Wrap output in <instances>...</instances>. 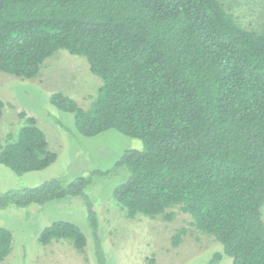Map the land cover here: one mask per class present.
<instances>
[{
  "label": "trees",
  "instance_id": "1",
  "mask_svg": "<svg viewBox=\"0 0 264 264\" xmlns=\"http://www.w3.org/2000/svg\"><path fill=\"white\" fill-rule=\"evenodd\" d=\"M66 50L85 57L102 81L88 110L62 92L50 104L74 115L86 138L107 131L142 140L109 171L69 185L59 179L0 194V211L81 198L98 264H107L100 217L87 193L96 178L126 173L113 196L129 219L168 222L178 208L191 226L223 247L208 260L264 264V25L242 28L220 0H0V72L38 78L46 60ZM5 104L0 101V120ZM15 142L1 145L0 163L17 175L56 162L36 119ZM128 174V176H127ZM187 228L172 238L178 247ZM67 241L84 253L79 226L56 221L40 233L49 246ZM13 234L0 228V264Z\"/></svg>",
  "mask_w": 264,
  "mask_h": 264
},
{
  "label": "rangeland",
  "instance_id": "2",
  "mask_svg": "<svg viewBox=\"0 0 264 264\" xmlns=\"http://www.w3.org/2000/svg\"><path fill=\"white\" fill-rule=\"evenodd\" d=\"M220 1L242 28L259 31L264 25V0ZM101 85V79L91 73L87 59L66 50L46 60L38 78L24 80L0 72V101L5 104L0 120L1 145L17 140L20 128L26 125V119L19 118L24 112L36 119L47 136L49 149L58 156L47 169L24 175H17L0 163V194L36 187L52 179L69 185L93 172L112 170L126 150H144L142 140L114 130L86 138L78 133L74 115L50 104V95L62 92L88 110ZM125 174L96 178L87 191L99 213V238L107 264H208L217 252H223L221 244L193 228L192 218L178 208L168 210L175 214L171 222L162 215L155 219L144 215L129 219L113 196L114 189L126 180ZM56 221H69L81 228L88 239L84 253L67 241H54L49 246L38 242L43 229ZM0 228L13 234L12 253L2 264H98L86 205L81 198L44 207H9L0 211ZM181 228H187L188 233L174 247L172 238ZM218 264H232V259L224 257Z\"/></svg>",
  "mask_w": 264,
  "mask_h": 264
}]
</instances>
